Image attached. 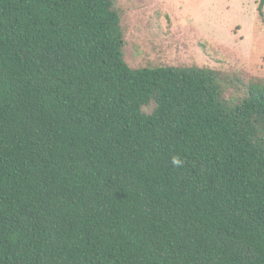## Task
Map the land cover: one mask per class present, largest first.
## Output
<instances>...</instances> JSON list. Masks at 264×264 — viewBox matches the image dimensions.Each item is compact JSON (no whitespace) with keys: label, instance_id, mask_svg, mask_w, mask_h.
Returning a JSON list of instances; mask_svg holds the SVG:
<instances>
[{"label":"trees","instance_id":"trees-1","mask_svg":"<svg viewBox=\"0 0 264 264\" xmlns=\"http://www.w3.org/2000/svg\"><path fill=\"white\" fill-rule=\"evenodd\" d=\"M116 1L0 0V264H264V81L131 68Z\"/></svg>","mask_w":264,"mask_h":264},{"label":"rangeland","instance_id":"rangeland-1","mask_svg":"<svg viewBox=\"0 0 264 264\" xmlns=\"http://www.w3.org/2000/svg\"><path fill=\"white\" fill-rule=\"evenodd\" d=\"M262 0H117L133 69L198 67L218 73L227 98L264 81Z\"/></svg>","mask_w":264,"mask_h":264}]
</instances>
